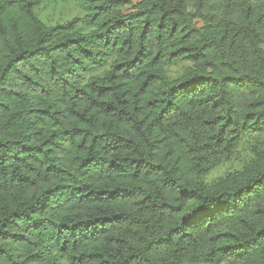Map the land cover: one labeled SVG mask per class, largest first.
Listing matches in <instances>:
<instances>
[{
	"label": "trees",
	"instance_id": "trees-1",
	"mask_svg": "<svg viewBox=\"0 0 264 264\" xmlns=\"http://www.w3.org/2000/svg\"><path fill=\"white\" fill-rule=\"evenodd\" d=\"M57 1L0 0V264H264V0Z\"/></svg>",
	"mask_w": 264,
	"mask_h": 264
},
{
	"label": "rangeland",
	"instance_id": "rangeland-1",
	"mask_svg": "<svg viewBox=\"0 0 264 264\" xmlns=\"http://www.w3.org/2000/svg\"><path fill=\"white\" fill-rule=\"evenodd\" d=\"M138 1L139 0H129L131 4H135ZM190 10H192V7H190ZM36 14L41 22L48 26L63 23L75 17L81 18L83 16V12L79 5L73 0L45 2L37 9ZM186 67L187 64H182L176 67L168 68L166 71L169 77H175ZM257 143L264 144V136L256 138L251 144ZM247 158L248 154H246V151L243 150L241 160L220 166L207 176V180L213 181L234 169H238L240 165L247 160Z\"/></svg>",
	"mask_w": 264,
	"mask_h": 264
}]
</instances>
